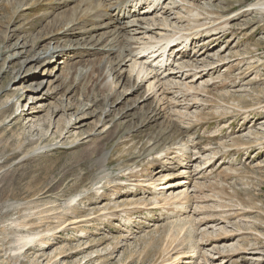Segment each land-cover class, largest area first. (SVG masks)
<instances>
[{
  "label": "rangeland",
  "instance_id": "rangeland-1",
  "mask_svg": "<svg viewBox=\"0 0 264 264\" xmlns=\"http://www.w3.org/2000/svg\"><path fill=\"white\" fill-rule=\"evenodd\" d=\"M89 1L0 0V264H264V0ZM125 12L194 34L156 116L128 59L112 92L71 79Z\"/></svg>",
  "mask_w": 264,
  "mask_h": 264
},
{
  "label": "bare ground",
  "instance_id": "bare-ground-1",
  "mask_svg": "<svg viewBox=\"0 0 264 264\" xmlns=\"http://www.w3.org/2000/svg\"><path fill=\"white\" fill-rule=\"evenodd\" d=\"M90 1L92 3V0H90ZM90 1H89L88 5L91 4ZM132 1L135 2V0H132ZM140 1L142 3L144 0H137V2H139V4H140ZM158 1H161V0H152V2H150L147 5L148 7L146 9H144L143 12H139V13L144 14V13L150 12L151 11L150 8L154 7V5H156V3ZM259 4H260V7L256 8L257 11L260 13H264V1H261ZM127 5H129V4H127ZM137 5H138V3H137ZM103 6L104 5H103V3H101V1H100V3L97 2L95 7L92 4V8L95 10V11L93 10L94 12H93L92 16L95 19H98V18L102 17V15L106 14V11H104L105 9L103 8ZM117 7L118 8L121 7L120 10H122V11L127 8L124 5V3L121 5L117 4ZM86 10H87V12L83 13L85 16H87V14L90 13V11L87 8H86ZM134 11L135 10H133V12ZM131 12H132V10L129 11V13H131ZM129 13H127L128 14L127 15L125 12L123 19L124 18L127 19L126 24L131 25V26H136L133 29L135 32L134 35H132L130 38H121L119 33L116 34L115 38H114L115 39L114 42H116V43H114V44L108 43V45L109 44L110 45H109V48H107V49L105 48L106 47L105 45H104L105 47L101 45V42L99 40L93 41V42H98L96 47H94V50L103 51L102 53H97V55L103 54L102 56H104V58L100 61H97V60L93 61L91 63V65L86 70H83V69L76 70L71 75V79H72L73 83H75L78 80V83L80 82V84H82V82L84 81L83 83H87V85L90 84V87L91 86H100L103 89H107L108 91L112 92L113 87H115V82H114L113 78H111L112 72H114V71L119 72L121 65L122 64L124 65L126 62V59H128L129 61H131V64L129 66L130 67V78H132V77L134 78L133 79L134 83H133L132 88L137 89V88H140L144 83H147L145 92H144V94H142L141 97L144 99H147L153 95L154 100L158 101L157 105H155L151 111V113H153L152 116H156L159 114L161 103H164L162 101H164L165 93H167V91H168L167 87H174V86L180 87V85L183 83L186 85L187 83L181 82L179 77H182L183 75H186L185 78L191 77V74L184 72L185 68H186L185 65H183L181 68H179L180 70H178V72L177 71L173 72V70H172V72H168V69H170V68H167V67H168V65L171 64V63L168 64V62L171 60V56L175 50L174 48L175 47L179 48L180 46H184V48L187 47L191 36H193L194 34L183 35L180 32L175 31L176 28H173L174 31H172V33L170 35L167 34V31H166V33H162V31H157L156 34H153L152 31H153L154 26L159 28V29H163V26H165V29L168 30V32H169L170 25H169V23H167L165 21L166 17L164 18V23L162 26L161 24H159L154 19L149 20V18H146V17L135 18V17H132L133 15H129ZM57 17L59 19L58 23L63 24V22H65L66 20H69V19L75 17V14L70 15V14L65 13V14H60ZM131 17L133 19H131ZM214 25H216V24H214ZM222 27H224V26H222ZM219 28L217 27V30ZM73 29H72V27H70V28H67V29H64L61 31L63 33H67L68 30L71 31ZM212 29L214 30V27ZM196 32H200V29H197ZM223 35L224 34H222L220 36L218 35V36L221 37ZM41 37L42 38L45 37V38H49V39L51 38L49 33H47V34L40 33V36L36 37V39L33 40V42H32L33 46L35 44L38 45L40 43ZM13 38H14V36L10 38V41ZM214 39H217V38H214ZM92 40H93V38H92ZM93 42L89 43V46ZM102 44H106L104 42V40L102 41ZM152 44H154V45H152ZM172 44H177V45L173 48H170V46ZM84 49H87V48H84ZM55 52H59V51L56 50ZM115 52L117 53V54H115L116 59H119V60L117 62L113 63L110 60V58H114V57L111 56L110 53H112V55H114ZM27 53H30V52H27ZM94 54H96V53H94ZM56 62L59 63V60H57ZM72 64H74V63H72ZM178 73H182V74H178ZM76 76H78L80 78V81L78 78H76ZM194 76L197 77L198 73L194 74ZM126 94H127V92H126ZM118 98H120V97H117L116 100H118ZM171 124L173 126V127H171V131H173V132H172V134H169L166 137L167 139H169L170 137H172L174 139V137L177 136V134H178V137H179V135L182 134L181 127L176 125L178 123L173 121V122H171ZM73 125H76V124H73ZM162 138L167 141V139H165L164 136H162V135L157 136V141H161ZM176 143L179 144L178 142H176ZM180 144H181L180 145L181 147H180L179 151L182 153V155H184V153L188 150V147H187L186 143L185 144L180 143ZM190 157H192V156H190ZM197 158H198V156L195 157V159H197ZM155 184L156 183L154 182L153 185H155ZM183 194H184V196L186 195L184 192H181L179 194L172 195L173 197H171V196L170 197L172 199H174L175 203H178V201L176 202V200L181 199ZM179 204H181V206L183 204L182 208H188L187 206L184 205L185 203H182L181 201H180V203H178V205ZM212 258H213V256H212ZM212 261L214 262V260H212ZM212 261H211V264L213 263ZM215 262H214L215 264H223L224 263V261L221 260V258H219V260L215 261Z\"/></svg>",
  "mask_w": 264,
  "mask_h": 264
}]
</instances>
